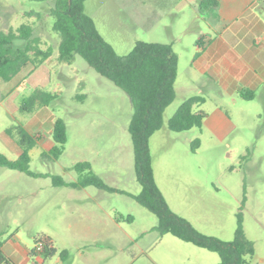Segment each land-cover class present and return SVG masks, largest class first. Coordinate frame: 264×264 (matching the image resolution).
<instances>
[{"label": "rangeland", "instance_id": "374dc122", "mask_svg": "<svg viewBox=\"0 0 264 264\" xmlns=\"http://www.w3.org/2000/svg\"><path fill=\"white\" fill-rule=\"evenodd\" d=\"M54 5L55 0H0V30L29 23L41 46L52 49L32 77L28 65L12 80L0 78V152L16 158L4 132L12 124H26L42 137L53 113L65 121L67 131L64 150L55 160L38 143L30 149L29 169L42 176L0 167V241L17 234L33 247L35 240L45 243L49 238L56 253L43 257V264H82L79 252L101 245L105 255L98 264H154L150 256L162 264H218L216 252L170 233L159 234L154 228L156 216L133 198L140 185L127 129L133 114L131 101L79 55L71 63L58 59L59 36L52 29L50 14ZM84 11L119 55L127 54L136 41L171 44L178 54L174 88L190 83L187 59L206 23L198 19L194 24L200 28L188 27L193 16L188 8L175 14L159 5L150 14V0H85ZM35 87L57 97L32 113L19 111L21 100ZM76 94L85 97L78 99ZM204 95L205 101L194 105L193 111L209 112L214 107L215 96ZM182 100L180 92L175 95L163 112L161 128L149 138L152 167L168 205L201 233L226 241L234 238L240 212L244 235L254 248L249 262L264 264L262 103L239 99L231 111L237 127L220 141L207 130L202 135L203 128L179 132L168 128V119ZM197 138L202 143L192 144ZM79 161H89L92 170L117 191L88 185V195L80 187L52 185L51 176L65 181L77 178L72 165ZM100 232L109 238H100ZM63 249L68 252L64 263L59 260Z\"/></svg>", "mask_w": 264, "mask_h": 264}, {"label": "trees", "instance_id": "16d2710c", "mask_svg": "<svg viewBox=\"0 0 264 264\" xmlns=\"http://www.w3.org/2000/svg\"><path fill=\"white\" fill-rule=\"evenodd\" d=\"M84 2L85 0H55V5L50 10L53 17L52 29L59 36L58 59L71 63L75 56L79 55L99 75L128 95L133 114L127 129L132 142L135 177L140 185L139 193L133 195V198L156 216L157 223L154 228L159 234L170 233L180 240L216 252L219 257L218 264H250L249 257L254 254V248L252 242L244 235L240 212L237 214V225L232 240L226 241L206 235L171 210L156 184L149 138L161 128L163 112L176 95L174 82L177 74V54L171 44L136 41L127 54L119 55L101 36L93 18L85 13ZM217 6L218 0H200L197 8L201 13L211 12L215 15ZM18 39H23L25 43L17 45ZM197 42L200 43V37ZM51 54V47L41 46L40 38L32 34V26L29 23H21L16 29L10 27L7 30H0L2 80H11L28 65H31L29 70L31 73ZM24 82L25 79H21L19 84ZM240 95L244 99H251L254 92L245 90L240 92ZM56 97L57 94L54 92L35 87L21 100L18 109L21 112L32 113L40 107L48 106ZM75 97L83 99L85 95L76 94ZM204 101L205 98L201 95L184 98L168 119V128L175 132L192 127L201 128L206 112L193 111V106ZM4 132L16 142L20 153L16 158L9 159L0 152V167L17 170L29 176H42L29 169V151L37 144L39 136L30 133L21 123L6 127ZM51 138L54 144L47 153L55 160L62 154L67 140L66 124L60 117L53 121ZM191 143L198 145L199 138L192 140ZM72 169L78 175L76 181L66 182L62 177L55 175L51 176L52 184L76 187L94 185L103 190L117 191L92 170L89 161L76 162ZM54 253L56 249L47 238L43 250L37 253L32 247L30 255L40 254L47 257ZM67 256L66 249L59 252L61 261H65ZM0 264L16 263L0 250Z\"/></svg>", "mask_w": 264, "mask_h": 264}, {"label": "crops", "instance_id": "0c3cea01", "mask_svg": "<svg viewBox=\"0 0 264 264\" xmlns=\"http://www.w3.org/2000/svg\"><path fill=\"white\" fill-rule=\"evenodd\" d=\"M199 1L150 0V14L159 5H164L168 11L175 14L188 8L193 15L190 19L192 25L188 27L200 28L194 24L198 19H203L206 23V30L201 32L193 42L190 56L187 59L186 70L191 79L190 83L175 86V93L180 92L183 99L190 95L204 97L207 93L215 96L216 104L209 112H206L201 134H205L203 132L207 130L211 138L222 141L237 127L231 111L238 104L239 99L246 102L259 101L264 108V0H218L215 15L211 12H199L197 8ZM199 37L200 43L197 42ZM39 68L40 66L34 69L30 77L36 74ZM245 90L253 91V98H242L240 92ZM56 118L52 113L45 135L39 137L37 141L46 152L54 144L51 130ZM24 126L30 133H34L26 124ZM261 138L264 139V133ZM199 141L201 144L202 139ZM6 145L16 157L19 155L20 148L12 138L6 139ZM153 172L158 185L154 169ZM76 180L77 178L66 182ZM70 187L77 188L76 186ZM86 187L80 188L90 195ZM158 187L160 188L159 185ZM160 190L162 192L161 188ZM97 235L102 239L109 238L108 233L100 232ZM104 246H96L97 249L94 251H80L78 255L82 258V264H98V260L104 258ZM31 249L32 246H26L17 234H12L6 240L0 241V250L16 264H43L45 259L40 254L30 255ZM177 253L182 254L179 251ZM150 258L154 264H162L155 256H150ZM60 262L63 261L60 260ZM64 264H73V261Z\"/></svg>", "mask_w": 264, "mask_h": 264}, {"label": "built area", "instance_id": "2783aa9c", "mask_svg": "<svg viewBox=\"0 0 264 264\" xmlns=\"http://www.w3.org/2000/svg\"><path fill=\"white\" fill-rule=\"evenodd\" d=\"M33 247L37 253H40L44 248V243L40 240H36Z\"/></svg>", "mask_w": 264, "mask_h": 264}]
</instances>
